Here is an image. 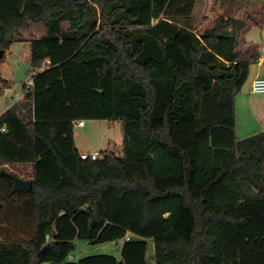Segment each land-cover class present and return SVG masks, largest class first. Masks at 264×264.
Returning <instances> with one entry per match:
<instances>
[{
    "label": "trees",
    "instance_id": "1",
    "mask_svg": "<svg viewBox=\"0 0 264 264\" xmlns=\"http://www.w3.org/2000/svg\"><path fill=\"white\" fill-rule=\"evenodd\" d=\"M195 2L0 0V50L45 31L31 89L0 114V264H264V131H235L253 19L198 34ZM81 119L119 121L121 153L81 159ZM23 163L31 189L15 191L7 166ZM122 238L119 260L66 261L77 239Z\"/></svg>",
    "mask_w": 264,
    "mask_h": 264
},
{
    "label": "rangeland",
    "instance_id": "2",
    "mask_svg": "<svg viewBox=\"0 0 264 264\" xmlns=\"http://www.w3.org/2000/svg\"><path fill=\"white\" fill-rule=\"evenodd\" d=\"M218 1L222 0H210L212 3L211 10H208V6L205 0H199L194 11V31L198 34L202 30L211 25L213 20L221 13L217 12ZM209 4V3H208ZM223 4H220V6ZM260 21L264 20L263 16H260ZM208 20L207 22H205ZM63 28H68V22L62 23ZM44 28L41 24L34 25L31 28H27L21 35L23 41H14L4 57L0 60V76L7 80H11V86L8 91L4 93L3 89L0 93V111L5 109V102L8 99L11 102L13 99L21 98L23 93H20L23 83L29 78V76L37 71L33 69L29 58V42L24 41L25 38L39 36L43 33ZM35 35H34V34ZM35 36V37H36ZM5 89V88H4ZM21 94V95H20ZM253 98H258V93H253ZM19 95V96H18ZM18 96V97H17ZM257 100V99H255ZM253 119L252 117L250 120ZM83 127H73L74 138L76 139L77 148L79 151H100L104 152L109 150L115 154L121 153L122 131L121 123L119 121H107V120H85ZM239 124V123H238ZM249 133V134H248ZM242 134L240 130H237V138H245L252 134L258 133V122L252 124V132ZM10 173L21 179L29 180L32 178V165L30 163L23 164H10L7 166ZM124 239L110 241L101 244H92L83 240L74 241V249L70 252L66 261L76 262L80 258L88 255L95 254H109L116 257L118 260L120 257V249ZM148 242V256L150 260L153 259V243L151 239H147Z\"/></svg>",
    "mask_w": 264,
    "mask_h": 264
},
{
    "label": "crops",
    "instance_id": "3",
    "mask_svg": "<svg viewBox=\"0 0 264 264\" xmlns=\"http://www.w3.org/2000/svg\"><path fill=\"white\" fill-rule=\"evenodd\" d=\"M198 1L199 0H196L194 4L192 17L194 15V11L197 4L199 3ZM209 1L210 0H205V2H202V4L205 3L206 6L209 5L208 10H211L210 6L212 5V3H210ZM218 4L219 6L217 12L221 13L225 17H232L239 20H244L247 17L253 19L252 20L253 22L249 23L247 29H245L239 34V48L242 52V57L243 59L247 60L250 65H249V73L247 79L243 84V86L241 87L240 91L237 93L235 98V108H236L235 131H236V135L238 129L242 134H247L248 132H252V124L254 122H258V132L264 131V93L258 94V98H253L252 95L255 94H253L250 90L251 82L256 76L264 77V20L261 22L259 19L260 16L264 17V0H236L234 2L233 1L228 2L222 0L221 2L218 1ZM220 4L223 5L220 6ZM194 21L195 19L193 17V26H195ZM207 21L208 20H206L205 22ZM34 25H38V24H31L28 27V29L33 27ZM25 30H27V28L20 31L21 33L20 37H18L15 41H23L21 35ZM44 33L45 31H43L41 35H43ZM41 35L39 36L35 35L36 37L33 36V37L25 38L24 41H28L30 44V40L36 39ZM6 52L7 50L5 51V53ZM29 55H30V51H29ZM2 79L6 80L9 83V85L12 83L11 80H7L5 78ZM20 99L21 98L19 99L16 98L13 99L11 102H9V100L7 99L5 102V109L1 110L0 114L3 111H5L9 106H11L14 102ZM251 117L253 119L250 120ZM74 140H75V146L77 148L76 139L74 138ZM79 152H85V151H79Z\"/></svg>",
    "mask_w": 264,
    "mask_h": 264
},
{
    "label": "built area",
    "instance_id": "4",
    "mask_svg": "<svg viewBox=\"0 0 264 264\" xmlns=\"http://www.w3.org/2000/svg\"><path fill=\"white\" fill-rule=\"evenodd\" d=\"M157 19H153L152 20V23L156 22ZM32 79H31V76H29V78L23 83V86L21 87V91L20 93H23L25 90H29L31 89L32 87ZM250 90L252 93H258V94H261V93H264V77H259V76H256L252 82H251V85H250ZM4 93L7 92V88L3 89ZM85 120L81 119V120H76L73 122V127H77V128H80V127H83L85 125ZM1 130H5L4 127L1 128ZM80 158L81 159H90V160H96L98 158H100L102 155H101V152L100 151H88V152H80Z\"/></svg>",
    "mask_w": 264,
    "mask_h": 264
},
{
    "label": "water",
    "instance_id": "5",
    "mask_svg": "<svg viewBox=\"0 0 264 264\" xmlns=\"http://www.w3.org/2000/svg\"><path fill=\"white\" fill-rule=\"evenodd\" d=\"M4 50H0V60L2 59V56L4 55ZM4 172V170H2ZM12 181H13V190L18 191H28L31 189V180H25L21 179L17 176L11 175ZM48 238V235L47 237Z\"/></svg>",
    "mask_w": 264,
    "mask_h": 264
}]
</instances>
